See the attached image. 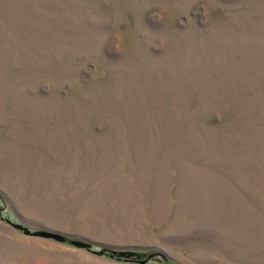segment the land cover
Instances as JSON below:
<instances>
[{
  "label": "rangeland",
  "instance_id": "rangeland-1",
  "mask_svg": "<svg viewBox=\"0 0 264 264\" xmlns=\"http://www.w3.org/2000/svg\"><path fill=\"white\" fill-rule=\"evenodd\" d=\"M0 264H264V0H0Z\"/></svg>",
  "mask_w": 264,
  "mask_h": 264
},
{
  "label": "water",
  "instance_id": "water-1",
  "mask_svg": "<svg viewBox=\"0 0 264 264\" xmlns=\"http://www.w3.org/2000/svg\"><path fill=\"white\" fill-rule=\"evenodd\" d=\"M13 226L17 229H22L24 231V233L32 234L34 236H41V237L48 238V239H54L58 242H65L67 240L66 237H64L63 235H59V234L54 233V232L31 233L29 230H27L26 228H23L20 225L13 224ZM71 244L78 247V248L87 249V250H91L94 245H97V244H93L92 242H90L88 240H72ZM103 250L99 251V252H95V253H97L99 255H101L103 253H107V252H104ZM114 255L122 256L124 258H128V257L138 258V254L136 252L129 251V250H125V251L112 250L111 256H114ZM156 255H158L160 257L165 256L167 260H169V261L171 260L170 258H168L167 255H165L164 253H160V252L159 253H151L148 258H152ZM141 262H144V261H141Z\"/></svg>",
  "mask_w": 264,
  "mask_h": 264
},
{
  "label": "trees",
  "instance_id": "trees-1",
  "mask_svg": "<svg viewBox=\"0 0 264 264\" xmlns=\"http://www.w3.org/2000/svg\"><path fill=\"white\" fill-rule=\"evenodd\" d=\"M112 253V252H111ZM156 257H158V255H156ZM163 259L167 260L165 256L162 257ZM168 261V260H167Z\"/></svg>",
  "mask_w": 264,
  "mask_h": 264
}]
</instances>
